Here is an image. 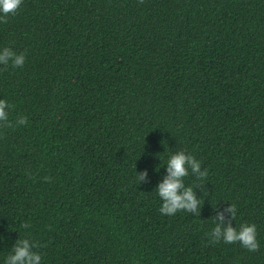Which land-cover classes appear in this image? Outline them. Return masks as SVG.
I'll list each match as a JSON object with an SVG mask.
<instances>
[{"label":"trees","instance_id":"16d2710c","mask_svg":"<svg viewBox=\"0 0 264 264\" xmlns=\"http://www.w3.org/2000/svg\"><path fill=\"white\" fill-rule=\"evenodd\" d=\"M5 47L27 123L0 127V264L19 238L41 264H264V0H23ZM181 150L208 171L200 216L160 212ZM231 204L259 251L206 238Z\"/></svg>","mask_w":264,"mask_h":264},{"label":"clouds","instance_id":"9594fccd","mask_svg":"<svg viewBox=\"0 0 264 264\" xmlns=\"http://www.w3.org/2000/svg\"><path fill=\"white\" fill-rule=\"evenodd\" d=\"M23 0H0V23H8L10 16H15L22 5ZM143 3V0H139ZM25 55L17 54L10 47L0 50V65L5 68L9 63L13 68L23 67ZM12 106L6 100H0V127L13 128L17 125L27 123L26 117L19 118L15 125L9 121L8 110ZM167 175L158 183L155 190L162 201L160 212L163 215H175L177 212L184 211L187 213H195L200 216L202 205L201 197H197L194 189H200L203 196L208 195V190L204 187L203 181L208 175L207 169L201 170L200 162L190 154L181 150L168 157L166 162ZM137 173V172H136ZM192 176L200 183L194 186L185 185V177ZM147 170L137 173L136 182L139 185L142 181H146ZM31 178V177H29ZM45 181L51 182V177H45ZM217 209L213 208L215 212ZM225 213H228L227 219ZM237 209L235 204L224 209V212H218L212 221L215 227L210 232H206L205 236L210 244H216L223 241L225 244L239 243L241 247L250 251H259V243L256 239L257 231L254 223H242L239 228L233 227L232 221L235 220ZM22 228H28L30 225L25 222ZM38 245L28 238L17 239L11 249L10 254L5 259V264H41V255L34 251Z\"/></svg>","mask_w":264,"mask_h":264}]
</instances>
